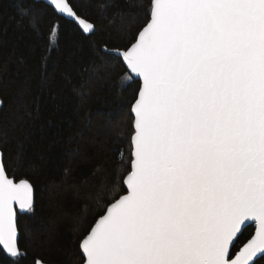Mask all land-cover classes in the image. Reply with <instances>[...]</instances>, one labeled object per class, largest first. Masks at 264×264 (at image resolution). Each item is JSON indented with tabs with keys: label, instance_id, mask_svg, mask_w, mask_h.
I'll return each instance as SVG.
<instances>
[{
	"label": "snow or ice",
	"instance_id": "snow-or-ice-1",
	"mask_svg": "<svg viewBox=\"0 0 264 264\" xmlns=\"http://www.w3.org/2000/svg\"><path fill=\"white\" fill-rule=\"evenodd\" d=\"M129 2L142 23L102 48L137 84L129 120L112 132L126 137L128 160L91 194L97 217L80 237V264H264V0ZM45 8L46 29L22 10L45 51L68 29L96 34L81 0ZM34 214L33 184L0 151L9 264H50L21 226Z\"/></svg>",
	"mask_w": 264,
	"mask_h": 264
},
{
	"label": "trees",
	"instance_id": "trees-1",
	"mask_svg": "<svg viewBox=\"0 0 264 264\" xmlns=\"http://www.w3.org/2000/svg\"><path fill=\"white\" fill-rule=\"evenodd\" d=\"M81 5L96 34L68 29L48 52L22 15L31 10L46 29L45 2L0 0V148L10 171L35 188V214L21 217V226L30 250L50 264H80V237L97 217L91 194L128 160L126 137L121 142L112 132L129 120L137 87L102 48L124 44L142 14L129 0ZM0 264L8 258L0 256Z\"/></svg>",
	"mask_w": 264,
	"mask_h": 264
},
{
	"label": "water",
	"instance_id": "water-1",
	"mask_svg": "<svg viewBox=\"0 0 264 264\" xmlns=\"http://www.w3.org/2000/svg\"><path fill=\"white\" fill-rule=\"evenodd\" d=\"M37 1H43V2H46V0H37ZM0 101H3V100L0 98ZM2 106H3V103L0 104V110H1ZM0 151H2L1 148H0ZM30 182H31V181H30Z\"/></svg>",
	"mask_w": 264,
	"mask_h": 264
}]
</instances>
